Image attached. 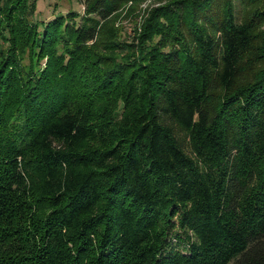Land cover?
Segmentation results:
<instances>
[{
    "label": "trees",
    "instance_id": "obj_1",
    "mask_svg": "<svg viewBox=\"0 0 264 264\" xmlns=\"http://www.w3.org/2000/svg\"><path fill=\"white\" fill-rule=\"evenodd\" d=\"M77 1L0 0V264H264V0Z\"/></svg>",
    "mask_w": 264,
    "mask_h": 264
},
{
    "label": "rangeland",
    "instance_id": "obj_2",
    "mask_svg": "<svg viewBox=\"0 0 264 264\" xmlns=\"http://www.w3.org/2000/svg\"><path fill=\"white\" fill-rule=\"evenodd\" d=\"M38 1V11L43 16L45 20H49L52 18V15H57L59 13H62L63 15H67L70 11H75L79 13L80 15H83L84 13V6L81 2H78L77 0H37ZM153 1V0H152ZM147 1L145 3H142L141 10L142 14H144V11L147 9H150L151 7H156L159 4L155 3V0ZM119 26L125 27V30L129 34H133V21L129 18H123L118 22ZM185 246H181L179 249L182 250L185 255H189V252L186 248H183Z\"/></svg>",
    "mask_w": 264,
    "mask_h": 264
}]
</instances>
